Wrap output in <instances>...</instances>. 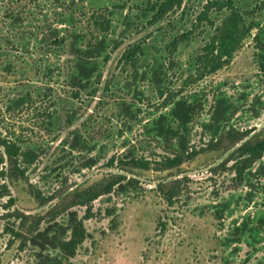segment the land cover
Instances as JSON below:
<instances>
[{
  "label": "rangeland",
  "instance_id": "1",
  "mask_svg": "<svg viewBox=\"0 0 264 264\" xmlns=\"http://www.w3.org/2000/svg\"><path fill=\"white\" fill-rule=\"evenodd\" d=\"M208 1L183 0L154 23L143 0H0V138L25 154L27 178L0 177L13 199L10 208L0 199V264H51L58 253L44 262L42 240L32 242L54 225L47 213L57 208L63 227L70 212L81 218L85 208L70 207L69 193L110 174L137 184L92 203L86 237L62 264H264V154L237 183V146H211L232 129L247 139L264 134V0H232L258 29L230 64L196 80V56L220 19L205 11ZM98 15L107 32L94 26ZM136 44L130 67L120 58ZM172 95L193 113L181 133L185 150L198 154L167 171L109 166L111 157L164 155L154 121L171 119L163 103ZM176 179L182 191L169 207L156 188ZM29 185L49 201L39 204ZM16 212L29 217L23 241L3 231L17 230L8 218Z\"/></svg>",
  "mask_w": 264,
  "mask_h": 264
},
{
  "label": "trees",
  "instance_id": "2",
  "mask_svg": "<svg viewBox=\"0 0 264 264\" xmlns=\"http://www.w3.org/2000/svg\"><path fill=\"white\" fill-rule=\"evenodd\" d=\"M145 1L147 10L151 13L154 23L164 19L167 14L174 9L180 8L183 0H143ZM205 11L215 12L220 16L219 22H210L212 33L200 49L196 56L197 79L201 80L209 75L215 74L220 69L226 67L233 60L236 52L243 46V43L253 36L252 30L258 29L257 24L253 21L247 22L244 14L234 6L232 0H210L205 6ZM92 22L100 32H107L109 30V21L102 17V15L93 16ZM182 36L174 39L172 46L175 49L177 44L182 40ZM258 35L254 34L253 39L257 40ZM140 45H132L128 47L121 55L120 61L129 65H135L137 55L140 54ZM264 68V62L262 63ZM85 75H91V72H84ZM72 85L79 91L86 88V80L73 77L71 79ZM177 95H172L163 103V108L171 106L168 118L166 114L160 115L154 121L155 136L158 138L159 148H163L164 155L159 160L148 161L144 158H137L133 155L121 158L111 157L108 160L109 166L113 167L116 163L119 170L125 168H134L141 170H149L152 165L156 166L159 171H167L181 166L183 163L193 159L199 151L191 149L185 150L183 144V129L188 121L191 119L192 111L182 99H176ZM223 113L221 107L217 108V116ZM218 117V118H219ZM169 120L171 122H169ZM178 122V127L172 125L173 122ZM214 143V145H213ZM211 143V146H226L228 149L235 148L233 152V172L237 183H241L244 178L245 171L250 169L254 163L260 160L264 154V134L262 136H253L247 139V135L236 130H228L220 135L217 141ZM177 145V147H176ZM0 177H8L11 179H23L27 181L25 176L26 168L22 166L20 157L25 154L21 153L20 148L14 141L5 137L0 138ZM209 146V150H210ZM126 179L121 175L110 174L100 180L94 182L88 187L69 193L68 200L70 207L80 206L85 208V212L81 218L76 217L74 212H70L68 216V225L66 227L60 226L55 221V217L59 212L52 209L47 213L49 216V223L54 222V225L46 228L44 231L36 234L32 242H40L38 247V256L40 259L46 261L50 250L57 252L58 257L48 259L51 264H62V259H70L75 256L77 248L82 244L86 237V229L84 221L95 216L92 210V203L98 198L111 195L116 191H123L127 188L136 186L137 181L133 179ZM181 180H174L168 183H159L157 185V192L163 197L167 206L172 207L174 200L178 198L181 193ZM30 195L39 203L45 204L49 201V197H42L41 193L32 185H29ZM9 197L6 208H10L13 204V199L5 185L0 186V199ZM9 219L15 223L19 221L17 230L15 225L13 229L4 226L5 234L12 235L16 239H24L23 230L29 220L27 215L21 213H10ZM43 219V218H42ZM41 218L36 220L39 224ZM25 232H29L27 228ZM58 234V235H56ZM33 235V233H32ZM48 247V248H47Z\"/></svg>",
  "mask_w": 264,
  "mask_h": 264
}]
</instances>
